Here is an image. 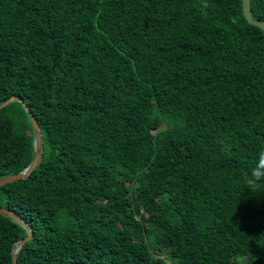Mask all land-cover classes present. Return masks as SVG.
Wrapping results in <instances>:
<instances>
[{
  "label": "trees",
  "instance_id": "trees-1",
  "mask_svg": "<svg viewBox=\"0 0 264 264\" xmlns=\"http://www.w3.org/2000/svg\"><path fill=\"white\" fill-rule=\"evenodd\" d=\"M12 95L43 141L0 185L31 229L16 264H264V181L245 184L264 149V30L241 0H0ZM33 154L12 100L0 176ZM25 235L0 214V264Z\"/></svg>",
  "mask_w": 264,
  "mask_h": 264
},
{
  "label": "water",
  "instance_id": "water-1",
  "mask_svg": "<svg viewBox=\"0 0 264 264\" xmlns=\"http://www.w3.org/2000/svg\"><path fill=\"white\" fill-rule=\"evenodd\" d=\"M241 6H242V13L246 21L264 30V21L256 20L251 17L249 0H241ZM12 100H18L19 102H21L24 109L28 113V116L31 121V126H32L34 154L29 164L25 168H23L21 171L17 173H13V174H7L4 176H0V185L4 184L7 181L14 180V179L26 178L30 174L32 169L41 161L42 155H43V141H42V135L40 132V128H39V125L35 117L29 111V107L26 104V102H24L23 99L20 98L19 96L12 95L8 97L7 99L3 100L2 102H0V107L9 103ZM0 214L12 217L13 219L20 222L26 229V235L20 238L17 244L12 249V264H16L15 251L23 245L26 239L30 237L31 229H30V226L23 219H21L15 212L1 205H0ZM76 264H84V263H76Z\"/></svg>",
  "mask_w": 264,
  "mask_h": 264
},
{
  "label": "clouds",
  "instance_id": "clouds-1",
  "mask_svg": "<svg viewBox=\"0 0 264 264\" xmlns=\"http://www.w3.org/2000/svg\"><path fill=\"white\" fill-rule=\"evenodd\" d=\"M262 181H264V149L259 153L256 166L251 169L250 174L245 175V184L249 189H256Z\"/></svg>",
  "mask_w": 264,
  "mask_h": 264
}]
</instances>
